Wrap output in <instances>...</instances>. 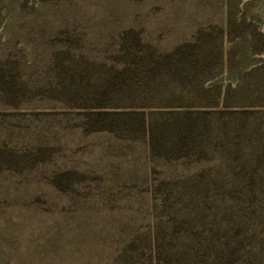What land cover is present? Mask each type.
<instances>
[{
  "label": "rangeland",
  "instance_id": "rangeland-1",
  "mask_svg": "<svg viewBox=\"0 0 264 264\" xmlns=\"http://www.w3.org/2000/svg\"><path fill=\"white\" fill-rule=\"evenodd\" d=\"M0 264H264V0H0Z\"/></svg>",
  "mask_w": 264,
  "mask_h": 264
},
{
  "label": "trees",
  "instance_id": "trees-1",
  "mask_svg": "<svg viewBox=\"0 0 264 264\" xmlns=\"http://www.w3.org/2000/svg\"><path fill=\"white\" fill-rule=\"evenodd\" d=\"M200 36L198 38H200ZM198 38H196L194 42L188 41L176 45L172 50L165 53L155 54L154 50L147 51L143 57L148 56L147 61L151 64L148 65L143 73L140 71L136 72L139 80H141L142 83H147V77H151L152 79L155 77V82H157V80L163 81L164 78L169 77L170 81L181 82L184 77L188 76V71L198 69L203 63H207L203 61L206 56V51L203 49L202 45L196 41ZM124 71L125 70L121 73H124ZM161 85L163 86L164 84L159 83V86ZM185 121L183 128L174 126L172 130L170 129L169 135L173 136L174 140L184 141L190 136L193 137L192 131L194 129V122L191 121V119H185ZM159 132H161L159 127L157 129L151 127L149 131L146 130L150 140L155 138L156 134Z\"/></svg>",
  "mask_w": 264,
  "mask_h": 264
}]
</instances>
